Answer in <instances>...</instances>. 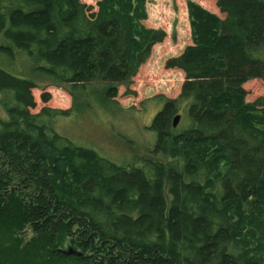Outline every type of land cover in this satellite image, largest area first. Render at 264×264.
<instances>
[{"label":"trees","instance_id":"trees-1","mask_svg":"<svg viewBox=\"0 0 264 264\" xmlns=\"http://www.w3.org/2000/svg\"><path fill=\"white\" fill-rule=\"evenodd\" d=\"M216 6L186 2L191 43L166 61L184 81L155 97L152 152L169 160L118 165L55 131L72 107L33 111L17 55L73 95L134 94L166 36L146 0H0V264H264V98L243 88L264 81V0Z\"/></svg>","mask_w":264,"mask_h":264},{"label":"rangeland","instance_id":"rangeland-1","mask_svg":"<svg viewBox=\"0 0 264 264\" xmlns=\"http://www.w3.org/2000/svg\"><path fill=\"white\" fill-rule=\"evenodd\" d=\"M81 1L95 6L98 0ZM187 1L146 0L147 18L142 22L143 25L163 30L166 36L152 47L149 58L132 78L130 89L134 94H124L125 88L119 86L113 101L99 96L84 97L79 93L74 96L66 86L51 82L36 73L28 58L19 52V66L24 75L36 84L32 90L36 102L33 111L37 112L43 106L56 109L72 107L70 116L55 118V131L74 144L93 149L118 165H136L143 159L169 160L152 152L155 134L148 127L156 112L161 109L155 97L176 98L184 81L183 72L167 68L166 61L179 55L191 43ZM191 1L223 17L216 6V0ZM243 88L247 93L246 102L264 98V81L259 78L246 81ZM43 91L51 96L47 103L41 101ZM2 117L4 115L0 108ZM184 125L178 122L177 128ZM66 249H69L68 246Z\"/></svg>","mask_w":264,"mask_h":264},{"label":"water","instance_id":"water-1","mask_svg":"<svg viewBox=\"0 0 264 264\" xmlns=\"http://www.w3.org/2000/svg\"><path fill=\"white\" fill-rule=\"evenodd\" d=\"M179 119H180V115L179 114H176L175 116H174V118H173V121H172V126L174 127V128H176L177 127V124H178V122H179ZM74 253L73 251H69V253Z\"/></svg>","mask_w":264,"mask_h":264}]
</instances>
